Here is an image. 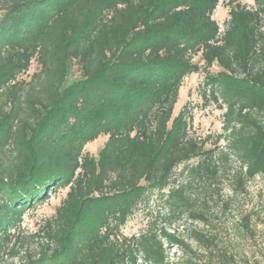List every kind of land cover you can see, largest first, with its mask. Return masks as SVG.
<instances>
[{
	"label": "trees",
	"instance_id": "trees-1",
	"mask_svg": "<svg viewBox=\"0 0 264 264\" xmlns=\"http://www.w3.org/2000/svg\"><path fill=\"white\" fill-rule=\"evenodd\" d=\"M252 1L230 0L222 31L220 0H0V264H169L171 247L185 264H262L223 244L218 224L231 213L255 243L264 223L240 206L264 178V0ZM200 73L203 99L224 110L222 134L206 138L187 109L174 115ZM63 188L25 234L23 216ZM155 192L167 225L121 234ZM183 219L201 228L169 232Z\"/></svg>",
	"mask_w": 264,
	"mask_h": 264
},
{
	"label": "rangeland",
	"instance_id": "rangeland-1",
	"mask_svg": "<svg viewBox=\"0 0 264 264\" xmlns=\"http://www.w3.org/2000/svg\"><path fill=\"white\" fill-rule=\"evenodd\" d=\"M230 0H220L218 8L213 16L214 20L221 26L222 31L225 30V23L230 17V8L228 7V2ZM238 2L244 5H253L252 0H238ZM199 60V59H197ZM217 72V68H214ZM40 71V66L36 61L33 62L30 71L23 76V79L30 81L32 75ZM73 79L80 77V72L77 66H74L72 70ZM204 79L205 75L192 74L191 76L184 79L182 83V88L180 90L179 101L175 107L174 115L187 109L189 115L193 116L191 123V132L198 137L206 138L207 136H217L223 132V115L224 110L219 109L215 103H209L203 99L204 92ZM107 136H101L97 140L91 142L86 146V152L90 155L97 156L99 151L103 148L105 142L107 141ZM209 146H212L210 143ZM195 160L190 164H194ZM185 168V165L179 166L177 173L180 175ZM221 187L225 189V193L229 192V180L227 178L222 179ZM68 194V189L63 188L59 189L50 196L49 201L39 204L28 211L22 219V230L25 234H34L37 232L46 222L55 215L58 206L64 201ZM241 207L245 209L255 210L258 212L264 222V178H256L249 184L248 193L240 198ZM165 214V211L162 207L158 198V192L152 193L149 199L148 204L142 203L139 205L135 213L130 216L126 224L121 229V234L124 236L132 238L138 237L147 230H152L157 228L160 230L165 227L167 224L162 220V216ZM235 218L234 215L227 214L223 217L219 224V230L221 231L222 243L229 246L230 249L236 250L239 253L246 252L247 256L252 257L256 256L264 264V223L259 227L260 232L256 238L255 243L240 239L236 237V234L231 227L233 225ZM173 227H171L169 232L173 233V230L178 234H182L184 228L194 229L196 227L201 228L199 223H193L192 221L175 220ZM191 244L195 246L193 242ZM169 264H185L182 260H186L187 256L180 249L176 247H171L168 250ZM203 259V258H202ZM252 261V259H251ZM241 264H252L248 262L240 261ZM3 264H20L19 260H7ZM196 264H204V260L197 261Z\"/></svg>",
	"mask_w": 264,
	"mask_h": 264
}]
</instances>
